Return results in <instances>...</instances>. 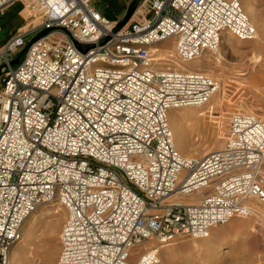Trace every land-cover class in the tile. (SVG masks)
Listing matches in <instances>:
<instances>
[{
	"label": "built area",
	"instance_id": "2783aa9c",
	"mask_svg": "<svg viewBox=\"0 0 264 264\" xmlns=\"http://www.w3.org/2000/svg\"><path fill=\"white\" fill-rule=\"evenodd\" d=\"M17 2L30 22L0 46V264L55 201L56 264H159L174 240L264 211V121L234 113L221 148L182 157L169 112L219 84L155 58L166 43L191 63L224 36L255 40L238 0H143L120 27L94 0H0V15Z\"/></svg>",
	"mask_w": 264,
	"mask_h": 264
},
{
	"label": "rangeland",
	"instance_id": "374dc122",
	"mask_svg": "<svg viewBox=\"0 0 264 264\" xmlns=\"http://www.w3.org/2000/svg\"><path fill=\"white\" fill-rule=\"evenodd\" d=\"M238 1L256 30V38L251 42H238L234 38L231 40L229 35L224 36L223 38L229 39L232 45L231 48L224 50L222 64L204 69L203 73L218 82L222 89L218 102L211 104L213 106L211 118L198 119L191 124L185 119L182 124L183 133L180 132L178 122H175L171 116L168 118L174 145L179 154L184 157L200 158L209 153L211 139L215 136H218L220 140L214 149L221 148L224 144L228 120L234 113L253 114L264 121V0ZM96 2L95 7L99 14L109 21H118V16L123 9L129 5L128 7L134 10L133 8L143 0H97ZM247 2L252 8V12L248 14L244 10ZM22 3H15L0 15V24L3 29L0 34V46L10 35L15 34L30 22ZM127 13L119 23H116L117 26H124L131 20L133 13L129 20ZM36 35L38 34L26 36V42L32 41ZM162 47L169 48L170 43ZM205 56L209 57L211 62L214 61V55L211 57L206 53ZM204 61L206 60L201 63L207 62ZM219 117L223 119V122L218 126ZM179 137L186 141L189 150L182 151L178 148ZM52 210H58L59 213L55 214ZM66 216V211L56 201L35 211L21 227V238L10 251V262L44 264L45 254L52 252L51 264H56L60 249L59 237ZM259 216L261 222L258 224L260 228L258 235L248 233L247 229L240 230L238 226L232 224L235 220L242 221L240 218L233 219L224 227H218L223 228L220 233L223 243L216 254L219 255V260L208 251L193 249V243L201 245L203 240L178 238L161 249L160 264H264V216ZM56 217L59 218L56 220ZM250 223L252 227L253 222ZM227 230L231 231L227 232ZM207 246L211 250L214 243H207ZM165 250L170 254L162 257L161 254Z\"/></svg>",
	"mask_w": 264,
	"mask_h": 264
},
{
	"label": "bare ground",
	"instance_id": "6f19581e",
	"mask_svg": "<svg viewBox=\"0 0 264 264\" xmlns=\"http://www.w3.org/2000/svg\"><path fill=\"white\" fill-rule=\"evenodd\" d=\"M246 4H245L244 10L248 14V13H250V11L252 12V8H251V5L249 2H247ZM230 38H231V40H233L232 37H230ZM238 42H241V41H238ZM231 45L232 44H231L229 39L223 38L220 42V50L218 48V50L215 53H213V54L208 53L211 55V57L214 55V57H213L214 61H212V62H211V60H209V57L205 56L206 53L203 54L199 59H197L191 63L180 62L177 60V58L175 56L174 46L172 44H170V47L167 49H163V50L157 49V51L155 52V58H156V61H166L167 62L166 65L168 67H172L175 69H191V70H195V71L204 72V69H207V67H209V66L215 65V67H217V65H221L222 60H224V57H223V53H225L224 50L231 48ZM203 60H206L207 62L204 61L206 63H201V61L203 62ZM240 76H242V75H240ZM218 91H219V94L217 92L211 98V99H213V98L214 99L212 101L211 100L209 101L210 104H208L209 103L208 102L206 105H204L202 107L185 108V109H181V110H172L169 112V117L170 116L173 117L175 122H178V124L180 125L179 129L181 130L180 131L181 133H183V131H184V129H182V124H183V121L185 119H186L187 123L191 124V123H194L198 119L211 118V114H212V110H213V106L211 104L218 102L217 99L220 97V94L222 91L220 86H219ZM174 115H175V117H174ZM222 122H223V119H221L219 117L217 125L219 126ZM219 140L220 139L218 138V136H215V138L211 139V142H210V148L211 149L209 150V153L217 150L214 148L217 144H219ZM177 145H178V148L182 151L189 150V148L187 147L186 141L184 139H181L180 137L177 140ZM182 157H184V156H182ZM189 158H191V157H189ZM176 197L177 196H174V197H171L170 199H175ZM253 208L255 209V212H253L250 217L242 218L241 219L242 221L235 220L232 224L236 225V227L238 226V228L240 230L247 229L248 233H251L252 235H258L260 232V228H259L258 224H259V222H261L260 221L261 218L259 215L264 216V214H263L264 211L261 208H259L258 205H253ZM52 211H54L55 214L59 213L58 210H52ZM57 218H59V217H56V220H57ZM56 220H54V221H56ZM251 221L253 222L252 227L250 225ZM262 225L263 224H261V226ZM224 226H226V225H224ZM224 226H219V227H224ZM254 226H258V227L256 228ZM215 229H213L214 231L211 230L212 232L210 231V233L204 237L203 243L201 245H199L198 243L195 242L192 244V247H194L193 249H201L202 251H205V252L208 251L210 254L213 255L214 258L219 260V255H216V254H217V250L221 246V243H223V241L221 240V236H220V233L222 232L223 228L217 227ZM230 231L231 230H227V232H230ZM207 243L208 244L214 243V246L211 247V250L208 248ZM202 251H200V252H202ZM51 254H52V252H47L45 254L44 264H51V261H52V255ZM168 254H170V253L165 250V251H163V253L161 255H162V257H164V256L166 257V256H168ZM10 264H14V262L12 261V262H10ZM159 264H160V262H159Z\"/></svg>",
	"mask_w": 264,
	"mask_h": 264
},
{
	"label": "crops",
	"instance_id": "0c3cea01",
	"mask_svg": "<svg viewBox=\"0 0 264 264\" xmlns=\"http://www.w3.org/2000/svg\"><path fill=\"white\" fill-rule=\"evenodd\" d=\"M97 0H94V2H93V5H94V7H95V5H96V2ZM129 6V5H128ZM127 6V7H128ZM127 7H126V9H123L121 12H120V14H119V16H118V18H119V20L118 21H110V22H113V23H119L120 22V19H122V18H124L125 17V15H126V13H127V11L129 12V10H130V8H132V7H128V9H127ZM95 9H96V7H95ZM128 14V13H127ZM101 15V14H100ZM131 15L132 14H130V18H131ZM102 16V15H101ZM103 17V16H102ZM121 17V18H120ZM105 18V17H104ZM106 19V18H105ZM128 20H129V18H128ZM109 21V20H108ZM130 21H132V18H131V20Z\"/></svg>",
	"mask_w": 264,
	"mask_h": 264
},
{
	"label": "water",
	"instance_id": "95a60500",
	"mask_svg": "<svg viewBox=\"0 0 264 264\" xmlns=\"http://www.w3.org/2000/svg\"><path fill=\"white\" fill-rule=\"evenodd\" d=\"M132 13V8H130L128 15H127V19L130 17V14ZM24 52V51H23Z\"/></svg>",
	"mask_w": 264,
	"mask_h": 264
}]
</instances>
